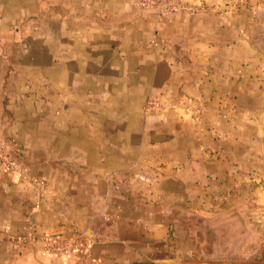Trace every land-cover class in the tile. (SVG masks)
<instances>
[{
  "label": "crops",
  "instance_id": "1",
  "mask_svg": "<svg viewBox=\"0 0 264 264\" xmlns=\"http://www.w3.org/2000/svg\"><path fill=\"white\" fill-rule=\"evenodd\" d=\"M142 1L0 0V134L26 152L0 171V264L82 260L17 246L30 228L100 264H224L264 153V0Z\"/></svg>",
  "mask_w": 264,
  "mask_h": 264
},
{
  "label": "rangeland",
  "instance_id": "2",
  "mask_svg": "<svg viewBox=\"0 0 264 264\" xmlns=\"http://www.w3.org/2000/svg\"><path fill=\"white\" fill-rule=\"evenodd\" d=\"M154 0H144L145 2ZM191 7V5H186ZM146 7V6H144ZM155 8L156 6H148ZM193 8V6H192ZM194 9V8H193ZM254 38L264 47V17L254 21ZM241 205L224 225V264H264V153L244 182Z\"/></svg>",
  "mask_w": 264,
  "mask_h": 264
},
{
  "label": "built area",
  "instance_id": "3",
  "mask_svg": "<svg viewBox=\"0 0 264 264\" xmlns=\"http://www.w3.org/2000/svg\"><path fill=\"white\" fill-rule=\"evenodd\" d=\"M143 6H162L167 13H176L179 11L192 12L195 9L187 7L181 3H174L169 0H154L145 2ZM160 107V103L155 99H149L146 102V111ZM25 149L13 139H8L0 134V171L4 173L23 172L22 161L25 157ZM14 242L19 247H26L30 244H38L41 248L51 255L70 257L73 253H80L82 260L79 264H100L89 259L90 241L85 239L84 234L75 233L70 238H64L59 235L38 234L32 228L27 229L23 235L17 237Z\"/></svg>",
  "mask_w": 264,
  "mask_h": 264
}]
</instances>
